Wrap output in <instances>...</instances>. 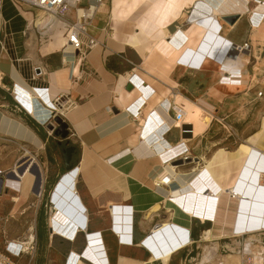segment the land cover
<instances>
[{
	"label": "crops",
	"instance_id": "0c3cea01",
	"mask_svg": "<svg viewBox=\"0 0 264 264\" xmlns=\"http://www.w3.org/2000/svg\"><path fill=\"white\" fill-rule=\"evenodd\" d=\"M114 1L116 4L118 0L106 1L90 30L100 40V45L93 48L84 61L78 62L72 54L62 53L61 37L42 48L34 38L26 40L23 36L26 18L11 0H3L0 4V45L4 44L6 49H0V80L3 79L5 85H1L0 91L15 103L17 92L36 93L38 89L45 90L50 100L66 94V106L74 104L65 120L69 125V144L76 147L73 156H79L75 167L80 168L76 185L80 198L75 196V199L80 207L72 208L65 221L60 212L57 214L58 225L69 233L76 232L77 223L86 224L85 228H80L82 231L77 238L72 241L65 238L72 243L77 241L70 249L72 253L90 250L91 255L95 251L107 264H220L223 236L215 235L206 240L203 234L213 228L214 205L209 201L200 204L206 211L212 210V217L206 215L203 218L184 211L172 198V193L185 188L189 182L201 183L210 178L204 158L213 156L219 148L218 134L223 131L213 116L227 118L243 134L261 126L264 112V0H170V4H166L167 0H143L126 17L113 14ZM120 5L126 7L125 2ZM212 8L218 9V30L211 19L194 25V21L213 15ZM226 15L240 17L231 25L223 20ZM110 24L113 32L107 36ZM196 27L207 31L205 36L211 35L214 42L218 40L216 34L225 39L218 47L220 51L212 54L207 52L210 48L206 53L200 47L197 50L189 46L196 43L202 33ZM245 42L250 47L243 59L232 46ZM183 49L184 54L177 58ZM225 52H234L233 57L237 58L234 69H228L239 74L235 82L228 81L224 76L227 68L220 66L219 58L223 59ZM23 54H26L24 58L19 59ZM141 60L145 66L139 65ZM73 73L82 75V79L72 82ZM131 76L134 84L128 81ZM9 89L14 90V94ZM259 90L263 93L258 97ZM177 98L190 108V114L198 116L197 111L201 115L210 114V122L206 121L201 130L199 125H194L193 133L164 131L174 120L170 104L173 100L178 101ZM188 99L201 105L203 110L193 111L187 104ZM138 110L141 111L140 119L134 117ZM3 116L0 115V128L6 127ZM9 123L18 133L29 134L21 122ZM167 131L172 134L166 135ZM43 136L48 142L46 134ZM226 139L231 138L226 134ZM175 146L179 153L187 149L192 157L181 165H174V160H170L176 155L171 150ZM232 168L235 172V167ZM262 172L264 155L256 156L248 168V180L239 183L237 189L264 191L258 186ZM166 178L171 183H156L157 179ZM58 180L49 195L51 214L53 204L61 202L59 198L56 200ZM43 183L44 180L39 190L43 191ZM165 221L187 226L192 239L191 244L187 243L174 253L167 263L160 258L151 259L159 249L144 244L152 230ZM50 228L49 222V237H52ZM82 240L84 244L79 251L77 244ZM213 243L218 244L219 250L214 257H207L205 248Z\"/></svg>",
	"mask_w": 264,
	"mask_h": 264
},
{
	"label": "bare ground",
	"instance_id": "6f19581e",
	"mask_svg": "<svg viewBox=\"0 0 264 264\" xmlns=\"http://www.w3.org/2000/svg\"><path fill=\"white\" fill-rule=\"evenodd\" d=\"M122 2L126 3L125 8L121 7L120 4ZM142 2H143V0H129L128 2H126L125 0H118V1H116V4L113 6V9L111 7V10H113L114 15L118 16L120 14L121 17H126L130 12H132ZM170 3H172V2H170V0H167L166 4H170ZM104 8H105V5L101 7L102 10ZM213 10H214L213 15L207 16L204 18H200V19L194 21V25H196V23H199L203 20L211 19L215 23L216 30H218V26H219L217 23V21L219 22L218 17H217V15H219L218 11H217L218 9L217 10L213 9ZM158 11H159V9H158ZM262 18H263V16H262ZM165 19H163V20H165ZM147 23H148V21H147ZM261 24H262V22H261ZM141 25H143V24H141ZM151 25H150V27H151ZM257 26H260V25H257ZM197 29H199L200 31L202 30V28H197ZM143 30H145V29H143ZM148 32H149V30H148ZM211 32H210V34H211ZM206 33H207V31L202 30V33L200 34L199 40L196 43L192 42L191 43L192 45L190 44L189 46H191L192 48L197 49V50L200 47V50H203L205 52H206V50H208L210 48V50H208L207 52H210L213 54L214 52L219 50L218 47L222 46V44L225 42V39H222V37L219 36V34H216V37L218 38V40H216L214 42L211 35L205 36ZM178 34H180V32H178ZM195 34H196V32H195ZM187 36H188V34H187ZM182 37H183V35H182ZM192 37H193V35H192ZM113 38L115 39V37H113ZM201 44H202V47H201ZM200 50H199V52H200ZM184 52H185V49L178 52L177 58L180 55H183ZM226 53L227 52L224 53L223 59L219 58L220 63H221L220 66L222 67V69H224V68L230 69L234 63V60L237 59V58L235 59L230 54H226ZM238 55L240 56L239 58H243V56L245 57V53H242V52H240ZM130 78L133 79L132 76ZM225 80H227V79H225ZM139 85H140V82H139ZM37 92L38 93L36 95H34V94L29 95V98H30L29 101L27 100V96H26V98H24V99L27 101H25V100L24 101H25V104L30 107L33 114H36V116H38L39 118H43V116L46 114V111L43 110V109H46L45 104L47 103L49 106H54V104H53L52 100L49 99L45 90H38L37 89ZM176 94H178V93H176ZM36 98H38L40 101L35 100ZM187 104L189 106L193 107V111H195L196 109H199V108H201L203 110L201 105L197 104L194 101H191L190 99L187 100ZM204 104H206V103L204 102ZM183 106L185 109V117H184L185 124H190L194 127V124H196L198 122V118L195 115L189 113L190 108L188 106H186V105H183ZM69 110L70 109L67 106H64V108H62L60 110V112H62L66 115L69 112ZM137 114H138V118L140 119L141 113L138 112ZM202 120H203L204 124H206V121H207V123H209L211 120L210 114H208V116L203 115ZM169 127L168 128L165 127L164 131H166V130L170 131L172 129H179L180 130L179 125L176 126L174 121L171 122ZM263 143H264V118H263V123L261 125V129L259 130V132L252 135L249 139H247V141L240 143L238 145V147H236L234 150H227L224 147H219L213 153V156H211L209 158H204L206 163H207L206 164V169L208 171L207 173H209L208 175H210V178H212L213 181L209 180L210 179L209 178L206 181H202L201 183H199V182L190 183L189 182V184L185 188L182 187L180 190L175 191L176 193H172V198L176 202H178V204L180 206L183 207V210L186 209L187 212L193 213L196 215H200L203 218L206 215L209 217H212V214H211L212 210L206 211V209H204L203 206H201L200 204H202V202H207V201L211 202V204L214 205L213 228H211V229L209 228L203 233L204 239L210 240L215 235H219L221 237L223 236V238H231V239H234L236 237H242V236L246 235L245 241H244L245 243H243L244 248H246L247 251L248 250L252 251L249 253H254L257 256L258 261L264 264V262H262V260L264 259V255H263V253H261L262 247H261L260 240H255V238L260 236L261 233H263V231H264V198H263V195L260 191L253 190V188H251V190L247 188L246 189L247 191H245V190L239 191L237 189V185H239V183L244 182V180H246V179L248 180L247 171H248L249 166H252L254 160H256V156H263L264 155V154H262L263 150L261 149L262 148L261 145ZM184 146L182 148H185ZM182 148H180V149H182ZM177 149H178V146H175L171 150H173L172 152L177 155V154H179ZM168 152H170L169 149H168ZM35 163H36L35 159L31 158V159L25 161L19 167H13V168L8 169L6 174L11 175V173H12L13 176L19 178L20 182H23L25 179L28 178L29 172L34 169ZM233 166L235 167V172L232 168ZM22 167H23V169L21 170ZM260 167H262V166H260ZM172 168H176V167L172 166ZM79 170H80V168L75 167V168H73V170H69L65 174H63V176H65V178L62 181H61L62 178H60L58 180V182L61 181V183H60L61 185H60V188L57 189V191L55 190L57 192L56 193V196H57L56 200L59 198L61 202L59 201L60 203L57 206L55 203L53 204L52 214L49 218V222H50V226H51L52 230L56 234L63 236L70 241L74 240L75 237H77L80 228H85L86 224L82 221L80 223H77L78 228H77L76 232H74V234L69 233L67 231V229H63L61 226L58 225L60 223V221H59V219H57V214H59V212H60L61 213L60 215L62 217V221H65L68 219V216H70L69 211H71L72 208L80 207L79 206L80 204L78 203V201L74 197L71 196V194H74L77 198L79 197V194H78L77 189H76ZM169 180H170L169 178L157 179L156 183L160 184V183L164 182V184H165V182L167 183ZM193 180H195V179H193ZM170 182H171V180H170ZM252 182H254V181H252ZM3 183H4L3 186H5V181ZM192 188H194V189H192ZM187 189H189L188 190L189 192L188 191L187 192L182 191V190H187ZM228 189H231V190L236 189L237 192H239L241 194L240 197H243V198H238L237 196H231L227 192ZM37 191H39V190H37ZM199 192H200V195H198ZM201 195H204V196H201ZM54 198H55V196H54ZM172 198H170L169 200L174 201ZM182 199H183V202H181ZM12 200L18 201L19 199L17 197H13ZM167 200H168V198H167ZM81 208H83V205ZM80 219L82 220V219H84V217H81ZM60 225H62V224H60ZM67 226H64V228ZM186 227L181 226V225L176 224V223H173V222H170V221H165L162 225L155 228L153 230V233H151L150 237L144 241V244L150 246L151 248L155 247V248L159 249V252H157V254L155 253L153 256H151V259L154 260L156 258H160L161 260H163V262L165 261V263H167L174 253H177L181 248L186 246L187 243L191 244L192 243L191 238L189 239L188 242H187L186 238L184 240L183 239H176L177 234L179 232H187L189 230ZM33 228H34V225L30 228V230L27 234L28 241H31L32 238L34 237L32 234ZM93 243H94V241H93ZM216 250H217L216 245H213V248H208L209 254L207 257H209L211 255L213 256L215 254ZM88 252L87 253L84 252L85 256H90V254ZM94 254L98 255L99 253L97 252ZM78 255H79V252L73 251V254L70 258V262H73L74 258L78 257ZM241 258H242V255L230 254L226 258L227 261L224 262V260H223V261H221V264H239L241 261ZM80 263L85 264L83 260H80Z\"/></svg>",
	"mask_w": 264,
	"mask_h": 264
},
{
	"label": "rangeland",
	"instance_id": "374dc122",
	"mask_svg": "<svg viewBox=\"0 0 264 264\" xmlns=\"http://www.w3.org/2000/svg\"><path fill=\"white\" fill-rule=\"evenodd\" d=\"M262 26L261 27L264 28V25ZM111 27L112 24L107 27V36H110L113 32ZM0 49L5 50L6 48L3 49L0 45ZM23 50L24 49H22L21 52ZM25 55H20L19 59H23ZM244 58L246 59V56H243V59ZM139 65L145 66V64H143V60L139 62ZM1 75L2 74H0V78ZM1 85H5L3 79L0 80V88ZM9 92L13 93L14 90H10ZM37 93V90L36 93L27 94L17 92L15 97L18 101L15 103L9 95L4 94V91H0V115L2 117L4 114L3 118L6 119L3 121L6 124V127L4 126L0 128V170H8L13 167H19L31 158H34L38 165L37 167L35 163L34 169L29 172L28 178L23 182H20L19 178L13 176L12 173L11 175H5V186L2 191H0V243L3 245L7 240L17 238L23 239L28 234L30 228L34 225L37 233V253L35 264H63L70 249L74 247V244L77 241L74 243L69 242L60 235L49 237V218L51 216V211L50 203H48V201L55 182L58 180L60 175L67 172L65 166V156H63L62 150L72 144L67 145L66 140H64L61 135H58L53 130L47 128L45 120L51 116L50 112L46 111L47 115L45 114L43 118H39L36 114H33L30 107L25 104V101L30 100V94L36 95ZM26 96L27 100L24 99ZM177 100L178 103H181L179 98H177ZM199 113L200 112L197 111L196 114H198V116L196 117L198 118V122L194 125H199L201 130L205 124L202 120L203 115ZM204 114L208 116V114ZM263 118L264 112L262 113V117L260 119L262 120L261 125L263 123ZM9 121L21 122L24 126H26V132H29V134L18 133L9 125ZM54 123L57 126V123ZM258 129L260 130L261 126L260 128H255L254 130H247L244 134L241 130H239V136L237 138L229 137L231 139L228 140L226 139L227 133L224 129H222L223 131L218 134L220 144H218L217 147L219 146L224 147L227 150H234L240 143L247 141V139H249L252 135L259 132ZM171 132L177 133L180 132V130L173 129ZM171 132H168L166 135L172 134ZM43 134H46V137L49 138L48 142L44 140ZM35 136H37L35 138L37 141L34 140ZM261 146V149L264 150V143ZM214 149L215 147L212 150ZM208 155L207 157H209ZM175 156H173V158ZM78 159L79 156L72 157L74 167L77 165ZM175 167L177 168V166ZM22 169L23 167L21 170ZM38 172L41 174L42 182L44 180L42 197H39L41 189H38ZM13 197H17L19 200L13 201ZM245 236L236 237L234 239L224 238L221 240V253H223L221 261L224 260V262H226V258L230 254L242 255L244 252H252L250 250L247 251V249L243 246V243H245ZM255 240H260L262 247L261 253L264 255V231L260 236L256 237ZM83 244V240L77 244L79 251L81 250ZM213 244H209L205 248L206 256L209 254L208 248H213ZM214 245L217 247V250L215 251L216 254L219 247L218 244ZM262 262H264V259Z\"/></svg>",
	"mask_w": 264,
	"mask_h": 264
},
{
	"label": "built area",
	"instance_id": "2783aa9c",
	"mask_svg": "<svg viewBox=\"0 0 264 264\" xmlns=\"http://www.w3.org/2000/svg\"><path fill=\"white\" fill-rule=\"evenodd\" d=\"M2 1L3 0H0V4ZM11 1L20 10V13L26 18L27 24L25 30L23 31V36L26 40L34 38L39 48L44 47L55 38L61 37L62 45L60 49L62 53L72 54L78 59V62H82L87 58L88 53L101 43L98 38L91 34L90 30L94 26L96 15L100 12L101 7L106 3L107 0ZM1 46L3 49H5L4 44ZM249 47L250 46L248 43H244L243 45H234L232 46V49L235 53H245V51H248ZM234 52L230 55H235ZM235 65L236 60H234L232 67ZM229 70L226 69L225 71V77L228 80L234 81L239 78V74L235 73L234 70ZM80 79H82V75H77L74 73L72 74V82H78ZM128 81L134 84L132 78H128ZM262 93V90L258 91L257 96H261ZM65 98L66 94H60L52 98L54 106H49L47 103L45 104L46 109L43 110L50 112L51 115L49 118H47V120H45V124L54 122V117L56 115H60L65 119V114L60 112V110L66 106ZM72 105L74 104L70 103L67 105V107L70 108ZM170 109L174 112L173 121L176 126L179 125L181 132L193 133V126L190 124H185L184 122L185 109L183 104L173 100L170 104ZM138 111L141 113L140 110ZM134 117L139 119L138 114H135ZM213 119H216L220 123L228 137L237 138L239 136L237 129L227 120V118H215L213 116ZM188 153L189 152L187 150H183L182 153L177 154L170 161L182 159L185 163L189 158L192 157ZM6 173L7 170H0V179L4 180ZM169 182L170 180L167 183ZM258 186L264 189V172L260 174ZM227 192L231 196L243 198L240 197L241 194L237 192L236 189H228ZM39 193V197H42L43 191L41 190ZM261 193L264 194V191ZM81 231L82 230L80 229L79 233ZM83 232L87 233V230H83ZM151 233H153V230ZM32 234L34 237L31 241H28V236L26 235V237L23 239L17 238L7 240L3 245L0 243V264H35L37 253V233L35 231V227L32 229ZM54 235L58 234L52 230L51 236L53 237ZM185 238L188 242L191 238V231L188 230L187 232H179L176 239L184 240ZM94 253L97 252H92L90 256H85L84 253H79L78 257H75L73 262H70V258L73 254L70 251L64 261V264H81L80 260H83L85 264H107V262H104L103 258H101L99 254L96 255ZM239 264L263 263L258 261V258L254 253L244 252Z\"/></svg>",
	"mask_w": 264,
	"mask_h": 264
},
{
	"label": "water",
	"instance_id": "95a60500",
	"mask_svg": "<svg viewBox=\"0 0 264 264\" xmlns=\"http://www.w3.org/2000/svg\"><path fill=\"white\" fill-rule=\"evenodd\" d=\"M239 15H226V16H223V20L226 21L227 23L233 25L238 19H239ZM132 86H129V89H131ZM56 122L57 123V126L56 124L54 123ZM54 122H49L47 124V128L53 130L56 134H60L61 137L66 140V142L69 144L70 143V138H69V135H70V131H69V125L68 123L66 122V120L60 116V115H56L54 117ZM76 150V147L74 145H71V146H67L66 148H63L62 152H63V155L65 156V166H66V169L69 171V170H73L74 168V164L72 163V157H73V153L75 152ZM184 161L182 159H178V160H175L173 162L174 165H181L183 164ZM36 166L38 167L37 163H36ZM65 178V176L62 177L61 181ZM3 179L0 180V191H2V188H3ZM42 182V177H41V174L40 172H38V184L40 185ZM61 183V182H59ZM61 184H59L57 187L59 188ZM57 188V189H58ZM38 189H39V186H38ZM72 197L75 198V195L74 194H71ZM160 224H158L156 226L159 227ZM50 232H52V228H50Z\"/></svg>",
	"mask_w": 264,
	"mask_h": 264
},
{
	"label": "flooded vegetation",
	"instance_id": "af4514ba",
	"mask_svg": "<svg viewBox=\"0 0 264 264\" xmlns=\"http://www.w3.org/2000/svg\"><path fill=\"white\" fill-rule=\"evenodd\" d=\"M67 145H68V143H67Z\"/></svg>",
	"mask_w": 264,
	"mask_h": 264
}]
</instances>
